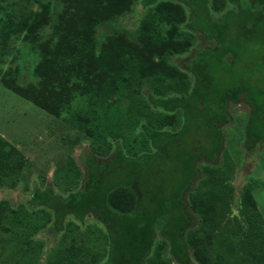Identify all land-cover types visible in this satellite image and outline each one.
Listing matches in <instances>:
<instances>
[{
    "label": "trees",
    "instance_id": "trees-1",
    "mask_svg": "<svg viewBox=\"0 0 264 264\" xmlns=\"http://www.w3.org/2000/svg\"><path fill=\"white\" fill-rule=\"evenodd\" d=\"M36 1L46 15L49 5ZM90 1L99 6L97 22L136 0ZM138 3L134 44L87 39L84 71L68 81L74 99L34 100L108 145L111 156L89 154L83 186L67 195L48 186L17 207L0 200V264H264V215L254 193L264 181L246 184L235 209L238 149L226 144L234 135L248 156L264 146V0ZM32 8L18 23L8 18L2 31L38 27ZM242 102L249 114L239 131H225L230 106ZM28 164L0 134V188L16 187ZM191 211L202 217L193 239ZM92 220L102 227L86 225ZM46 228L62 240L45 260L35 236Z\"/></svg>",
    "mask_w": 264,
    "mask_h": 264
},
{
    "label": "rangeland",
    "instance_id": "rangeland-1",
    "mask_svg": "<svg viewBox=\"0 0 264 264\" xmlns=\"http://www.w3.org/2000/svg\"><path fill=\"white\" fill-rule=\"evenodd\" d=\"M30 1L33 4L28 0L0 1V80L4 76L15 82L18 89L6 88L0 81V134L16 145L29 161L16 187L0 188V200L7 199L15 207L21 205L37 188L50 186L62 195L80 189L87 175V156L92 154L99 160L111 156L113 150L108 145L88 138L34 100L37 95H41L44 101H61L59 95L74 99L77 95L76 85L68 81H71L74 72L84 71L83 67L79 68L80 56L83 57L89 51L90 46H84L89 38L134 44L137 36L136 20L141 18L138 0L121 12L102 16L97 22H93V16L99 6L90 0H41L43 5H49L46 15L40 9V2ZM29 5L33 7L31 13L41 15L38 17L41 21L39 26L24 33L5 34L2 27L7 19L12 18L18 23L30 12ZM185 11L188 16L189 9L185 8ZM241 39L246 40V37L242 36ZM202 42L203 37L197 34L196 43ZM47 62L51 64L52 70L45 74ZM37 68L39 73L44 74H36ZM55 79H60L58 83L62 84L58 90L59 84ZM229 112L232 120L225 125L224 130L234 134V131H239L236 128L241 126L240 120H244L250 108L242 102L231 105ZM242 141L239 145L233 135L232 140L227 139L226 142L229 148L237 146L238 149L235 150L238 164L234 175L237 188L235 209L238 208L239 196L246 184L253 178L264 181V146L254 156H248L246 152L244 154ZM257 186L254 193L264 215V184L260 185L259 182ZM195 215L197 221L188 231L190 239L196 237L202 224V217ZM71 219L68 217L67 221ZM89 224L102 227L93 220L86 223ZM160 233L158 243H165L164 235ZM35 238L42 244L45 260L62 240L61 234L49 228L40 231Z\"/></svg>",
    "mask_w": 264,
    "mask_h": 264
}]
</instances>
